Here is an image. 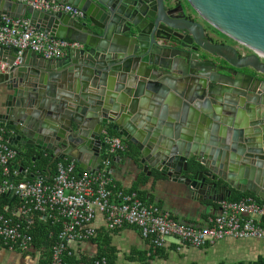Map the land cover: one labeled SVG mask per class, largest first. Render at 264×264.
Segmentation results:
<instances>
[{
  "label": "water",
  "instance_id": "1",
  "mask_svg": "<svg viewBox=\"0 0 264 264\" xmlns=\"http://www.w3.org/2000/svg\"><path fill=\"white\" fill-rule=\"evenodd\" d=\"M57 1L84 18L0 0V17L82 45L59 60L0 47V122L18 155L52 152L53 162L99 171L111 128L137 148L144 172L191 197L215 199L224 182L264 202V0ZM194 14L251 54L210 42Z\"/></svg>",
  "mask_w": 264,
  "mask_h": 264
},
{
  "label": "built area",
  "instance_id": "2",
  "mask_svg": "<svg viewBox=\"0 0 264 264\" xmlns=\"http://www.w3.org/2000/svg\"><path fill=\"white\" fill-rule=\"evenodd\" d=\"M46 12H60L74 18H84V13L73 5L57 0H13ZM0 47L15 49L20 55L32 50L46 59L59 60L71 48H81L78 42L59 39L38 29L30 18L0 17ZM16 64V63H15ZM6 65L0 66L4 72ZM14 130L0 122V196L14 191L20 204L18 220L2 213L0 207V248L10 252L28 253L34 248L30 231L33 217L50 220L61 225L51 248L49 264H63L71 258L70 244L88 242L96 238L98 215L105 218L108 231L116 232L125 227L137 229L149 242L154 252L165 248L167 239L177 238L191 247L206 248L225 237L256 238L264 240V202L257 197H245L238 202L220 200L218 212L208 217L206 225H186L156 204L148 203L137 192L125 191L115 184L110 173V157L127 152L123 137L101 134L106 153L99 171L80 170L74 160L58 162L54 175L28 176L33 166L16 169L18 152L10 139ZM39 174V172H36ZM23 176V181L14 183ZM13 179V181H11ZM91 264H108L106 259H96Z\"/></svg>",
  "mask_w": 264,
  "mask_h": 264
},
{
  "label": "crops",
  "instance_id": "3",
  "mask_svg": "<svg viewBox=\"0 0 264 264\" xmlns=\"http://www.w3.org/2000/svg\"><path fill=\"white\" fill-rule=\"evenodd\" d=\"M194 18L206 28L207 36L211 32L217 33L199 16L194 14ZM213 36L212 34L211 38ZM231 44L241 48L233 42ZM4 57L8 58L9 55ZM2 90L3 86H0V114L3 113L1 103L4 102ZM51 154L52 152L47 155L45 152L31 151L24 157L29 156L28 160L34 162L36 156L50 157ZM98 155L101 158L106 157L103 147L99 150ZM110 160L109 169L119 188L138 192L150 203L168 211L175 220L182 224L204 226L208 217L218 212L220 200H234L242 195H249L248 193L243 194L224 182H218V187L221 189L220 193L215 194V199L203 198L200 200L194 196L191 197L186 188L169 178L162 177L159 171L150 168L148 170V173H151L150 176L144 172V167L147 164L141 163L140 153L136 147L128 149L123 154L112 156ZM25 163H28L27 159L16 160L14 167L20 170V167H23ZM77 164L80 169V164L78 162ZM197 169L205 171L203 166H199ZM233 185L241 188L238 180H233ZM13 202V200L10 201L12 209L15 208ZM95 224L98 227L95 239L70 244L72 258L78 264H91L96 260L102 253L106 241H109L108 245L112 251L104 250V252L112 254V264H255L264 259V240L262 239L225 237L209 244L206 248H194L171 237L167 239L165 248L154 252L149 242L135 228L125 227L116 232H110L107 230L105 218L101 214L98 215ZM45 254L44 249L33 248L28 253H19L0 248V264H44ZM209 256H213L215 260L210 262ZM103 259H106L110 264L107 258Z\"/></svg>",
  "mask_w": 264,
  "mask_h": 264
},
{
  "label": "trees",
  "instance_id": "4",
  "mask_svg": "<svg viewBox=\"0 0 264 264\" xmlns=\"http://www.w3.org/2000/svg\"><path fill=\"white\" fill-rule=\"evenodd\" d=\"M7 128H9V129L11 128L13 130V128L8 126V125H7ZM105 130H106V132H108L111 135H118L111 128H106ZM127 146H128V149H130V150L134 148L132 145H130L128 143H127ZM13 149L17 151V149H15L14 147H13ZM28 158H29V156L24 157L23 155L22 156L18 155L16 160L27 159L28 163L23 164V166L24 167L33 166L32 173L28 176L29 179H34L38 175H42L44 177H46V176L52 177L55 173L57 163L65 160V159H63V160H57V161L53 162L49 156H36V161L33 162L30 159L28 160ZM38 159H40V160H38ZM66 159L73 160L71 158H66ZM36 172H39V174H36ZM3 180H5V178L2 174H0V183ZM20 181H23V176L15 178L14 183H18ZM128 192H135V191H128ZM249 196L256 197L255 195H252V194L242 195L239 198L234 199L232 201L238 202V201L242 200L243 198L249 197ZM139 197L142 198L143 200L147 201L148 203H150L146 198H143L140 194H139ZM258 200H260V199L258 198ZM10 201L11 200L6 196V194L0 196V207H1L2 213L5 214L6 216L12 217L14 220L17 221L18 217H19V211L18 210L20 209V204H19L20 202L17 198H15L13 200L14 201L13 203L15 204V208L12 209ZM60 230H61V225L53 224L50 220L39 219L38 215L33 217V225H32V229H31L30 233L34 237V248L35 249H44L46 251V254H45L46 260H45L44 264H49L51 248H52V245L54 244V241L56 239V235ZM108 244H109V241H106L104 244L102 253H100L96 259L107 258L109 260V263L112 264V261H113L112 254H107L104 252V250L112 251L109 248ZM1 249H3V248H1ZM63 264H78V263L71 257V258H65L63 260ZM255 264H264V259L259 260Z\"/></svg>",
  "mask_w": 264,
  "mask_h": 264
},
{
  "label": "flooded vegetation",
  "instance_id": "5",
  "mask_svg": "<svg viewBox=\"0 0 264 264\" xmlns=\"http://www.w3.org/2000/svg\"><path fill=\"white\" fill-rule=\"evenodd\" d=\"M212 34L214 35L213 38L212 37ZM208 37H209V40L210 42H212L213 44H216V45H228V46H232L233 48H235V50H238V56L239 57H242V56H249L251 54V52L245 48H238L237 46H233V44H231V42L226 39L225 37H222L220 34H217V33H214V32H211V33H208ZM206 59L208 60H214L213 57H206ZM221 65H225V63H221ZM243 72H246L247 74H251V75H257L256 73H254L253 71H250V70H241Z\"/></svg>",
  "mask_w": 264,
  "mask_h": 264
},
{
  "label": "rangeland",
  "instance_id": "6",
  "mask_svg": "<svg viewBox=\"0 0 264 264\" xmlns=\"http://www.w3.org/2000/svg\"><path fill=\"white\" fill-rule=\"evenodd\" d=\"M209 258H211L210 262H213V261L215 260L213 256H209ZM217 258H218V257H217ZM217 258H216V259H217Z\"/></svg>",
  "mask_w": 264,
  "mask_h": 264
}]
</instances>
